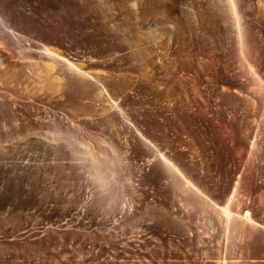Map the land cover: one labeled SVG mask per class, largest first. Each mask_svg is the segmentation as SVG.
<instances>
[{
	"label": "rangeland",
	"instance_id": "1",
	"mask_svg": "<svg viewBox=\"0 0 264 264\" xmlns=\"http://www.w3.org/2000/svg\"><path fill=\"white\" fill-rule=\"evenodd\" d=\"M168 1L138 8L132 0H83L36 13L20 6L25 49L13 50L11 61L22 66L0 71V264H264V231L225 230L212 207L223 209L232 196L242 215L264 224V144L253 152L244 141L245 159H233L203 139L213 112H223L209 95L214 69L242 65L264 82V0H179L172 10ZM43 46L62 61L50 62ZM136 50L166 52L164 69L135 59ZM44 66L60 80L56 90ZM187 79L213 112L195 113L180 86ZM132 122L153 136L155 151L171 142L194 163L204 161L195 137L212 146L210 176L197 183H206L211 208L151 178L141 156L148 149L134 153L125 132ZM238 122L243 140L250 118ZM86 150L97 159L80 158ZM252 161L253 187L247 193L242 184L238 195Z\"/></svg>",
	"mask_w": 264,
	"mask_h": 264
},
{
	"label": "bare ground",
	"instance_id": "2",
	"mask_svg": "<svg viewBox=\"0 0 264 264\" xmlns=\"http://www.w3.org/2000/svg\"><path fill=\"white\" fill-rule=\"evenodd\" d=\"M90 1H93L92 3L94 4L97 3L99 0H90ZM132 1L135 5H138L136 7L139 8V6L141 7V5L143 4L144 0H132ZM82 2L83 0H0V71L1 73L5 74L4 72L6 71L8 72L17 71L22 66L21 63H19L18 61L16 62L11 61V58H13L14 56L13 50H17L18 48L25 49L20 45L21 30L22 27H24L25 25V21L23 18H26L25 13L19 9L21 5L31 7L33 9L32 12L36 13L39 10V7H43L45 8V10L46 9L63 10L65 8V5L67 4H72L81 7ZM178 3H180L179 0H172L171 2L168 3L169 9L172 10L173 8H175V6H177ZM138 15H141L140 12H138ZM144 15L145 14H142L143 17H145ZM42 49L46 52L45 54L49 58L50 62L51 61L56 62V59L58 58L60 60L62 59L61 58L62 56H60L59 52L53 51L44 46ZM2 50H4V52H2ZM5 50H9V51H5ZM5 52L9 53L10 56L9 54L6 55ZM143 55L146 60V63L149 66L157 70L161 69V71L164 69L162 67L165 64L166 59L169 57L168 54L162 50L148 51V52H141L139 50H136L133 53L135 59H141ZM63 62L67 63V61H63ZM211 63L212 65H214L213 59L211 60ZM71 66H73L75 70L76 69L79 70L78 66L76 65H71ZM42 67L43 66H41V68ZM45 67H46V72L45 71L44 72L46 75H48V77L46 78L47 80L51 79L50 77L53 76V75L51 76L50 73V71L52 72L51 70L52 68L50 66H49L50 68L48 66H44V68ZM68 68H70V66H68ZM213 72H214L215 84L213 85V87H211L209 95L211 97V94H213L214 97L216 98L219 104L218 106L223 111L221 115H217L216 111L214 112L212 111L211 108L212 106L209 105L208 101L201 95V92L198 90L196 85L190 82V79L186 80L187 83H189L188 87L184 84L180 85L185 94L184 97L186 99H189L188 101H190L192 108H194V111L195 113L198 114V116L200 114L204 116L205 112H209L210 110L213 112V117L210 119V128H208L209 134H207V132L204 133L203 139L209 141L210 144L214 147L213 149L218 150L217 153H221L222 156H226L228 158V156L230 155L234 159L235 156L239 155L241 159H245L246 154L243 152L242 142L247 141L251 151L253 152H256V149L259 144H264V130L263 129L261 130L260 127V124L264 122V82L261 80L256 81L254 77V73H252L251 69L242 70V65L237 69L236 72L234 69H230L228 65L222 71L218 69H214ZM162 74L164 75L163 77H168V78L172 74L174 76V72L171 73L169 71H165ZM85 76L87 75L85 74ZM93 78H94L93 80L97 79L95 77ZM47 80H45L44 82L46 83ZM51 80H50V84L54 86V88L56 86H59L61 83L60 80H58V78L57 79L53 78ZM97 81H100L99 78ZM3 84L5 85V83ZM222 85H224L225 87H223ZM1 90L2 89H0V97L1 95L3 96ZM244 102L247 103V108L243 106ZM114 104L116 105V103L113 102L112 107H114ZM226 110H229V112L224 113V111ZM245 115H247V117L250 118V122L248 128L244 130L245 134L242 140V136L239 135L238 133L237 123L240 124V122L238 121L242 119V117ZM121 116L119 118H121ZM114 119L115 122L118 121V123H120L119 122L120 120H116V117H114ZM125 119L126 120L123 121L121 120V121L122 122L125 121L124 123L127 124L128 119L127 118ZM129 123L130 122L128 121V125ZM133 123L135 122H132L130 128L129 126L128 128L126 127L127 131L125 132H127L130 135L129 143L134 153L137 152V149L140 145H143L148 149L146 150L144 148L143 151L141 149L142 151L141 156L144 159L145 158L148 159V161L146 160L145 164L147 165L146 167H150L152 170L151 178L159 179V181H163L164 179L166 180V182L169 181V183L173 186L172 188H174V190L176 189L179 191V193L183 194V196L185 197L187 196L188 199L195 200L200 204L208 207L209 202H207V199L209 200V198H206L207 195L206 193L208 192L207 185L206 183H200L199 184L200 186H198L197 183L199 181L198 180L199 176L201 177V179L202 178L207 179L210 176L211 169L213 166L207 152L210 147L212 149V146L211 145L206 146L203 142V139H201L200 137H195L194 140L197 146V150L199 151L198 153H200L201 156L204 157V161L203 164L194 163L191 160V158L189 159L183 151L181 150L179 151L176 147L173 146L171 142L166 144L168 151L162 152V150L158 151L157 149L155 151L154 149L151 148L153 143V140L151 139L153 136L151 138L147 137V134L143 133L145 129L143 128L144 129L143 131H141L142 130L141 128L139 129V126L143 124H140L139 126L137 124L138 127H134L132 126ZM152 127L156 129V132H161L160 130L162 126L160 123H155L151 126V129ZM184 128L186 129L188 128V126H185ZM147 129H146L147 132L151 130L150 128H149L150 130ZM223 129L224 130L226 129L227 132L223 131ZM159 137L160 136H158L157 138ZM74 142L76 141L74 140ZM140 148H142V146L139 147V149ZM86 151L85 152L80 151L82 154L80 153L81 155L79 154V157L81 158L82 156V159L86 161L87 160L89 161V159L95 161L97 159L96 156H94L92 153L90 154L89 151L87 152ZM226 157H224V160L226 159ZM99 161L101 162L100 159L97 162L99 163ZM143 161L145 162V160ZM254 168L255 165L252 161L251 165L249 166L248 172L243 179V182L241 178L239 181V187H237V190L234 191L236 194L240 193L239 191L242 190V184L246 186L245 189L247 193H250L251 188L253 187L254 184V174H253ZM232 195L234 196L235 194L233 193ZM233 200L234 199H232L231 196L230 202L227 203V206L226 207L224 206L223 209L221 208L218 209L217 207L215 209V204L212 203L211 200H209L213 204L212 207H214L213 209L216 210V214L219 215V218L221 217V221H223L224 229L228 231L232 229L235 232L237 229H239L241 232V230L247 227L251 230L258 229L264 231V224L254 221L248 211H246L242 215V203H240L239 205H235V203L237 202L235 201L233 202ZM209 207L211 208V206Z\"/></svg>",
	"mask_w": 264,
	"mask_h": 264
}]
</instances>
